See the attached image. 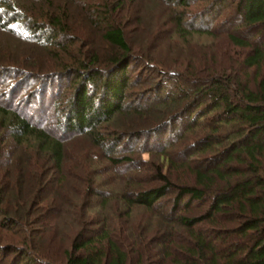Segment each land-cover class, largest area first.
<instances>
[{
    "label": "trees",
    "instance_id": "1",
    "mask_svg": "<svg viewBox=\"0 0 264 264\" xmlns=\"http://www.w3.org/2000/svg\"><path fill=\"white\" fill-rule=\"evenodd\" d=\"M225 1L210 0L206 10L193 14L179 10L187 8L189 0L172 1L175 31L183 37L193 32L210 35L218 27L211 25V20L219 15ZM42 3L38 14H33L38 5L28 4L27 0H0V27L23 42L51 44V52L69 51L73 39L66 32L68 11L51 0ZM44 3H49L50 8L45 9ZM109 4L104 2L102 6L107 21L100 28L102 39L112 50L106 58L110 67H95L99 62L97 53L88 60L84 53L74 57L81 80L75 82L61 124L65 132L85 133L94 148L102 150V155L94 153L97 161L102 158L112 164L132 163L128 155H114L121 136L108 144L99 129L117 118L130 123L139 118L136 116L144 117L138 105L125 104L130 89L126 71L136 49L123 27L108 18ZM120 5L118 2L112 9ZM235 6L240 24L235 30L239 33L231 32L228 37L242 55L246 51L240 62L246 70H224L212 65L194 66L191 70L184 64L188 74L169 72L167 79L179 84L173 92L162 84L159 91H166L158 102L165 104L159 106L160 116L156 118L162 123H156L151 130L155 131L152 139L159 146L156 154L160 160L141 158L144 168H138L145 174V183L128 179L120 192L108 196L88 178V167L79 165L84 178L79 188L82 204L91 207L92 197L100 196L101 205H105L114 197L120 200L119 211L127 219L116 224L106 217L102 226L95 227L85 224V217L90 218L87 209H79L80 215L72 221L61 215L51 226L54 230L60 224L67 228L59 229L62 239H66L61 258L47 257L40 246L29 245L31 250L21 248L15 264H22V259L25 264H264V0H236ZM99 16L93 19L95 25L101 22ZM197 20L199 24H195ZM26 50L31 52L33 47ZM7 58L0 53V64L9 62ZM13 59L17 60V54ZM16 71L0 67L1 76L9 77ZM20 73L22 76L13 85L34 80L36 89L44 90L52 82L44 81L34 68ZM61 75L64 74L56 76ZM5 133L16 143L26 145L23 163L28 167L38 162L40 166L46 164L49 168L52 163L62 169L64 141L0 104L1 152ZM133 136L127 141L145 140L141 131ZM184 137L185 153L176 159L175 144ZM146 143L148 140L142 143L144 148ZM144 152L148 154L151 149L146 147ZM40 171L37 176L28 173V178L17 175L15 192L0 183V212H4L9 226L31 227L34 223L33 215L41 209L39 202L44 199L37 191L38 185L40 180L48 183L50 175V171ZM64 176L62 173L60 182ZM167 194L173 195L171 203L161 208Z\"/></svg>",
    "mask_w": 264,
    "mask_h": 264
},
{
    "label": "rangeland",
    "instance_id": "2",
    "mask_svg": "<svg viewBox=\"0 0 264 264\" xmlns=\"http://www.w3.org/2000/svg\"><path fill=\"white\" fill-rule=\"evenodd\" d=\"M172 1L175 0H51L52 4L63 6L68 11L66 32L73 39L70 42L69 51H72L70 53L69 51L51 52L48 50V48H53L51 44L41 43L40 45L34 41L23 42L18 36H13L0 27V53L6 54L9 59V62L0 64V67L7 66L18 70L16 74L9 77L0 75V104L27 118L32 124L46 127L49 133L59 136L64 141L65 149V159L61 170L56 169L52 163L48 165L49 168L46 164H41V167L38 162H33L28 167L27 163H23V158L26 156V145L16 143L10 134L5 133L4 139H2V152L0 150L1 185L4 183L9 190L15 192L18 191V186L15 183L17 175L28 178V173L33 172V176H37L41 169L42 172L50 171V175L47 178L48 183L41 180L39 182L37 191L39 194H43L44 199L39 202L41 209L35 211L33 215L35 219L31 227L9 226L4 221V212H0V264H15L21 248L29 250V245L40 246L46 252L47 257L51 258L56 255L61 258L66 239H62L64 236L59 229L63 231L67 228L60 226L61 224L55 230L51 228L61 215L72 221L75 216L80 215L78 214L79 209H82V212L87 209L90 218L85 217L88 221L85 224L95 227L102 226L103 219L106 217L112 218L116 224L127 219L119 211L120 200L114 197H109L110 199L105 205H101L102 198L100 196L92 197L91 207L86 208L82 204L79 197L82 193L79 188L80 183L84 182V178H81L82 168L80 167H88L86 172L88 178L96 181L95 188L108 196L120 192L128 179L135 178V180L143 182L145 174L141 168H138L143 167L140 162L141 158L149 156L152 159L160 160L156 154L159 146L152 139L155 131L151 130L156 123H162L156 118L160 116L159 106L165 105L162 106L158 102L163 100L166 91H159L166 84L167 89L169 88L173 92L179 84V82L167 79V76L170 75L169 72L188 74L184 64H187L191 70L194 66L208 68L211 65L224 70H246L240 64L246 51L242 55V50L234 47L228 37L231 32L239 33L235 30V27H240L237 21L236 0L225 1L219 15L215 17L214 21L211 20L210 24L218 25V27L212 29L213 32L210 35L193 32L186 37L175 31ZM27 2L38 5L33 8V14L36 12L38 14V9L44 0H27ZM104 2H109L111 6L108 18L123 27L131 46L136 49L131 53L134 60L126 71L130 89L127 94L128 101L125 104L138 105L144 117L136 116L139 118H133L130 123L123 118H117L103 123L99 129L105 133L108 144L115 137L120 138L121 136V140L114 147L116 148L114 155H128L133 160L132 163L112 164L102 158L97 161L94 153L102 155V150L94 148L89 137L84 135L85 133L82 135L65 132L61 124L66 117L68 99L76 87L75 82L81 80L77 76L79 72L77 73L76 69L79 66L74 57L84 53V57L88 60L91 54L97 53L99 62L95 67L103 69L110 67L106 64V58L112 53V50L102 39V29L100 28L107 21L102 7ZM118 2L121 5L113 10V6ZM189 2L187 8L180 7L179 10H188V14L199 13L206 10L210 4V0H189ZM44 6L45 9L50 8L48 7L49 3H44ZM97 10L99 14H96ZM95 15L102 16H99L101 22L96 25L93 23ZM199 21L197 20L195 24H199ZM32 47L31 52L26 50V48L32 49ZM15 54H17V60L13 59ZM32 64L34 67L31 68ZM33 68L39 75L44 76V81L51 80V84L45 86L44 90L42 88L37 90V83H34V80L13 85L22 76L21 71L32 72ZM60 73L64 75L57 78L56 75ZM138 131H141V136L145 140L141 138L137 141L136 138H133V134ZM127 133L130 135L128 136ZM131 136H133V141L128 142L127 140L131 139ZM186 139L184 137L175 144L176 159H180L181 154L185 153ZM147 140L146 147L151 149L148 154L144 152L146 147L144 148L142 145L143 141ZM86 155L89 157H85ZM34 164L36 165L34 166ZM62 173L65 175V179L60 182ZM172 198L173 195L167 194L161 208H166L167 205L169 207ZM137 217L139 218L140 214L135 216V218ZM124 224L122 223L121 227ZM25 236L26 240H24ZM56 256L54 257L56 258ZM24 261L25 259H22L20 263L25 264Z\"/></svg>",
    "mask_w": 264,
    "mask_h": 264
}]
</instances>
